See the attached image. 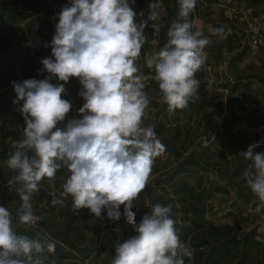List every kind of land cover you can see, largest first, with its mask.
<instances>
[{"label":"rangeland","instance_id":"obj_1","mask_svg":"<svg viewBox=\"0 0 264 264\" xmlns=\"http://www.w3.org/2000/svg\"><path fill=\"white\" fill-rule=\"evenodd\" d=\"M68 3L0 0V206L12 213L18 234L55 243L50 258L57 264H112L116 243L135 235L123 215L114 222L106 215L99 220L88 209L76 214L71 198L65 206L52 205L44 178L40 191L33 194L34 212L42 219L35 226L22 225L17 220L22 201L8 185L14 173L6 162L26 127L19 106L13 103L12 82L47 76L40 74L41 61L51 57V47L45 45H50L57 14ZM150 3L130 0L137 23L147 20ZM163 6L161 18L149 20L145 27L147 41L137 65L151 101L144 123L155 126L165 151L156 157L151 180L132 211L139 223L150 211L149 203L171 204L177 235L194 249V259L189 262L185 257V264H264V209L256 211L259 202L243 175L250 161L239 156L249 145L264 141V0H197L189 20L214 43L206 49L205 65L195 74L199 99L171 112L160 100L154 73L145 63L166 43L171 25L183 22L178 0H163ZM210 26L224 28V38L212 36ZM64 87L62 98L73 107L61 128L67 120L82 118L78 109L84 103L77 78H70ZM254 152H264V143ZM67 175L64 167L57 171V190ZM48 228L66 233L77 243L86 241L83 252L69 249L62 234H52Z\"/></svg>","mask_w":264,"mask_h":264},{"label":"clouds","instance_id":"obj_2","mask_svg":"<svg viewBox=\"0 0 264 264\" xmlns=\"http://www.w3.org/2000/svg\"><path fill=\"white\" fill-rule=\"evenodd\" d=\"M178 3L183 22L171 25L166 43L145 62L170 112L199 99L195 74L214 43L189 20L197 0ZM163 8V0H151L147 20L137 23L130 0H69L57 14L50 45H45L51 47V57L41 61L40 74L47 76L12 82L13 103L26 124L6 162L14 173L8 185L22 201L18 222L35 226L42 219L34 212L33 194L47 178L52 205L65 206L71 198L76 214L88 209L95 218L104 220L106 215L114 222L123 215L132 226L135 235L116 243L112 264H185V257L194 259V249L176 233L171 204L149 203L150 211L139 223L132 211L151 180L156 157L165 151L155 126L144 123L151 101L137 65L147 41L145 27L161 18ZM208 32L222 40L225 29L210 26ZM70 78L82 86V118L67 120L61 128L73 107L62 98ZM260 143L264 141L239 153L250 161L243 175L259 202L257 212L264 209V152H254ZM61 167L68 175L57 190ZM55 249V243L18 234L12 213L0 206V264H57L50 258Z\"/></svg>","mask_w":264,"mask_h":264},{"label":"trees","instance_id":"obj_3","mask_svg":"<svg viewBox=\"0 0 264 264\" xmlns=\"http://www.w3.org/2000/svg\"><path fill=\"white\" fill-rule=\"evenodd\" d=\"M182 229H185V227L181 226ZM48 232L52 233V234H62L63 236V241L64 243L67 244V246L69 247V249H79L81 252H83L82 250L84 249L83 246L86 244V241H83L82 243H77L75 241H73L69 235H67L66 233L64 232H59V231H54V230H51L48 228ZM205 264H211L210 261H208L207 263Z\"/></svg>","mask_w":264,"mask_h":264}]
</instances>
